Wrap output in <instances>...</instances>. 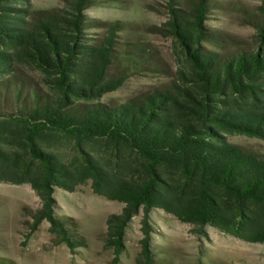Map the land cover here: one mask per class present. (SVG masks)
Returning <instances> with one entry per match:
<instances>
[{
    "label": "trees",
    "instance_id": "16d2710c",
    "mask_svg": "<svg viewBox=\"0 0 264 264\" xmlns=\"http://www.w3.org/2000/svg\"><path fill=\"white\" fill-rule=\"evenodd\" d=\"M24 1L0 0V181L27 183L38 196L39 207L23 210L32 228L45 220L59 242L81 243L55 214L53 192L90 180L95 194L123 203L103 235L114 258L140 214L138 259L153 264V208L198 234L211 225L264 243V157L228 139H264V0L254 41L228 52L205 45L217 39L205 23L210 0H167L162 29L181 57L176 78L120 104L95 100L119 87L148 51L117 50L114 24L89 42L83 10L93 0H66V8L34 19ZM22 69L37 71L40 81ZM63 142L71 145L69 160L59 152Z\"/></svg>",
    "mask_w": 264,
    "mask_h": 264
},
{
    "label": "rangeland",
    "instance_id": "374dc122",
    "mask_svg": "<svg viewBox=\"0 0 264 264\" xmlns=\"http://www.w3.org/2000/svg\"><path fill=\"white\" fill-rule=\"evenodd\" d=\"M175 3H178L175 1ZM261 0H210L206 25L217 39L205 42L209 49L228 52L251 45L255 37ZM27 18L34 19L66 8V0H25ZM176 7H180L175 4ZM88 24L85 36L89 42L103 37L114 24L117 50H147L144 63L126 71L122 84L95 100L120 104L129 98L168 86L176 78L182 64L178 49L165 35L168 19L167 0H93L83 10ZM120 70L115 63L110 74ZM23 77L33 82L40 75L33 69H22ZM229 141L264 157V139L244 134H231ZM59 152L66 160L72 155L71 145L63 142ZM55 214L66 222L76 243L70 249L59 242L42 220L32 228L24 208L40 206L38 196L29 184L0 181V261L13 264H144L139 258L140 214L133 216L126 227L124 249L114 258L111 247L104 244L106 219L120 212L123 203L95 194L90 180L73 191L54 188ZM28 220V221H27ZM149 248L153 264H264V243L247 242L211 225L204 233L192 231V225L179 221L160 208L149 213Z\"/></svg>",
    "mask_w": 264,
    "mask_h": 264
}]
</instances>
